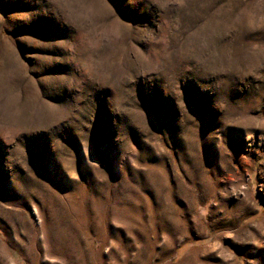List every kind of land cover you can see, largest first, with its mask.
Segmentation results:
<instances>
[{"label":"rangeland","instance_id":"obj_1","mask_svg":"<svg viewBox=\"0 0 264 264\" xmlns=\"http://www.w3.org/2000/svg\"><path fill=\"white\" fill-rule=\"evenodd\" d=\"M0 264H264V0H0Z\"/></svg>","mask_w":264,"mask_h":264},{"label":"bare ground","instance_id":"obj_2","mask_svg":"<svg viewBox=\"0 0 264 264\" xmlns=\"http://www.w3.org/2000/svg\"><path fill=\"white\" fill-rule=\"evenodd\" d=\"M211 145V144H210ZM213 145H214V143H213ZM215 146V145H214ZM217 147V146H216ZM212 150V149H211ZM245 203V201H241V202H239V204L241 205V206H243V204Z\"/></svg>","mask_w":264,"mask_h":264}]
</instances>
